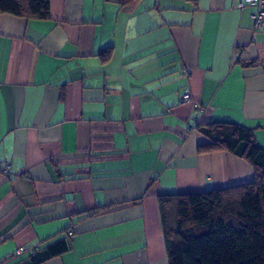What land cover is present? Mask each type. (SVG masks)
I'll use <instances>...</instances> for the list:
<instances>
[{
	"label": "crops",
	"instance_id": "1",
	"mask_svg": "<svg viewBox=\"0 0 264 264\" xmlns=\"http://www.w3.org/2000/svg\"><path fill=\"white\" fill-rule=\"evenodd\" d=\"M240 1L0 13V264H168L158 195L253 179L244 159L198 151L211 122L264 149V27Z\"/></svg>",
	"mask_w": 264,
	"mask_h": 264
},
{
	"label": "trees",
	"instance_id": "2",
	"mask_svg": "<svg viewBox=\"0 0 264 264\" xmlns=\"http://www.w3.org/2000/svg\"><path fill=\"white\" fill-rule=\"evenodd\" d=\"M49 2L0 0V13L45 19ZM198 130L209 139L199 152L232 153L253 167L254 177L223 188L158 195L168 264H264V149L243 126L211 122Z\"/></svg>",
	"mask_w": 264,
	"mask_h": 264
},
{
	"label": "built area",
	"instance_id": "3",
	"mask_svg": "<svg viewBox=\"0 0 264 264\" xmlns=\"http://www.w3.org/2000/svg\"><path fill=\"white\" fill-rule=\"evenodd\" d=\"M238 5L239 7H243L245 5L256 7V11L251 14V17L258 27H264V0H241ZM182 99L184 101H188L190 99V93L188 91L184 92ZM10 170L9 163H0V174L7 176L10 173ZM36 248L37 247L26 248L24 246H20L15 250V252L16 254H22L24 252L32 253Z\"/></svg>",
	"mask_w": 264,
	"mask_h": 264
}]
</instances>
